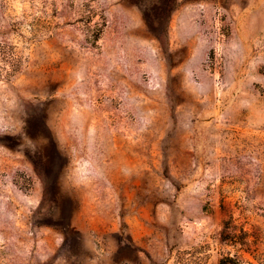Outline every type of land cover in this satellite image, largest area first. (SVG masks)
I'll return each instance as SVG.
<instances>
[{"label": "rangeland", "instance_id": "1", "mask_svg": "<svg viewBox=\"0 0 264 264\" xmlns=\"http://www.w3.org/2000/svg\"><path fill=\"white\" fill-rule=\"evenodd\" d=\"M0 264H264V0H0Z\"/></svg>", "mask_w": 264, "mask_h": 264}]
</instances>
